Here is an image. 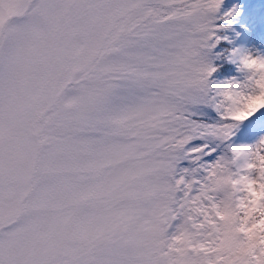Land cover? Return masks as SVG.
Masks as SVG:
<instances>
[{
    "label": "snow or ice",
    "instance_id": "1",
    "mask_svg": "<svg viewBox=\"0 0 264 264\" xmlns=\"http://www.w3.org/2000/svg\"><path fill=\"white\" fill-rule=\"evenodd\" d=\"M0 264H264V11L0 0Z\"/></svg>",
    "mask_w": 264,
    "mask_h": 264
},
{
    "label": "rangeland",
    "instance_id": "2",
    "mask_svg": "<svg viewBox=\"0 0 264 264\" xmlns=\"http://www.w3.org/2000/svg\"><path fill=\"white\" fill-rule=\"evenodd\" d=\"M256 1H257L256 3L261 6V9L258 12L264 11V1L263 0H256ZM193 143L195 144V143H198V142L197 141H194Z\"/></svg>",
    "mask_w": 264,
    "mask_h": 264
},
{
    "label": "trees",
    "instance_id": "3",
    "mask_svg": "<svg viewBox=\"0 0 264 264\" xmlns=\"http://www.w3.org/2000/svg\"><path fill=\"white\" fill-rule=\"evenodd\" d=\"M250 2L254 5V7L257 10V12L261 9V6L256 3L257 2L256 0H250ZM213 115H214V113H213Z\"/></svg>",
    "mask_w": 264,
    "mask_h": 264
}]
</instances>
